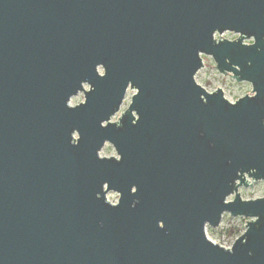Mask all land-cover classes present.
Here are the masks:
<instances>
[{
  "label": "water",
  "instance_id": "95a60500",
  "mask_svg": "<svg viewBox=\"0 0 264 264\" xmlns=\"http://www.w3.org/2000/svg\"><path fill=\"white\" fill-rule=\"evenodd\" d=\"M203 56L253 95L204 88ZM258 181L264 0H0V264H264Z\"/></svg>",
  "mask_w": 264,
  "mask_h": 264
},
{
  "label": "rangeland",
  "instance_id": "374dc122",
  "mask_svg": "<svg viewBox=\"0 0 264 264\" xmlns=\"http://www.w3.org/2000/svg\"><path fill=\"white\" fill-rule=\"evenodd\" d=\"M218 38V34L216 35ZM224 37L238 38L239 35L226 32ZM246 41L252 43L253 39H247ZM204 67L196 75L197 82H203V87L211 91H216L220 85H223L224 95L232 100H238L246 95H253V86L249 82H237L232 76L221 74L216 66L215 61L210 56H203ZM89 88L88 85L85 86ZM135 93L133 90H129L126 100L120 110L113 118V122H118L121 115L128 109L132 96ZM85 100L84 93H80L71 100L73 106L83 102ZM103 157L117 156V152L114 146L107 143L101 152ZM264 195V181H258L253 183L249 187L242 189V198H257ZM107 198L112 203H117L119 194L116 192H110ZM235 197H229L233 200ZM250 218L246 217H233L230 213H225L222 222L219 227L212 228L208 226L207 234L213 239V242L220 243L222 246H231L235 240L240 237L245 231Z\"/></svg>",
  "mask_w": 264,
  "mask_h": 264
},
{
  "label": "snow or ice",
  "instance_id": "6c2138e0",
  "mask_svg": "<svg viewBox=\"0 0 264 264\" xmlns=\"http://www.w3.org/2000/svg\"><path fill=\"white\" fill-rule=\"evenodd\" d=\"M133 191L135 192V191H137V189L134 188Z\"/></svg>",
  "mask_w": 264,
  "mask_h": 264
},
{
  "label": "built area",
  "instance_id": "2783aa9c",
  "mask_svg": "<svg viewBox=\"0 0 264 264\" xmlns=\"http://www.w3.org/2000/svg\"><path fill=\"white\" fill-rule=\"evenodd\" d=\"M229 247H232V245H231V246H229Z\"/></svg>",
  "mask_w": 264,
  "mask_h": 264
}]
</instances>
